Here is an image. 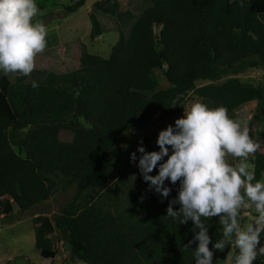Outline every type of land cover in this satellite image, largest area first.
<instances>
[{
    "label": "trees",
    "instance_id": "obj_1",
    "mask_svg": "<svg viewBox=\"0 0 264 264\" xmlns=\"http://www.w3.org/2000/svg\"><path fill=\"white\" fill-rule=\"evenodd\" d=\"M88 0L67 7L74 13ZM90 38L120 32L109 57L92 53L81 39L44 49L36 68L14 85L18 73H0V208L12 217L50 200L57 178L76 185L73 199L54 216L34 218L36 248L53 252L59 231L74 259L86 264H195L184 248L194 224L165 216L178 184L161 202L140 171L114 168L132 150L123 138L157 115L182 107L193 90L210 91V107L224 106L237 117L244 103L258 101L261 117L253 159L264 175V82L246 83L237 75L264 67V1L252 0H98L90 12ZM224 28L227 33L220 32ZM157 70L169 82L162 86ZM38 82L29 99L32 81ZM205 85L198 88L199 84ZM16 87L15 98L11 87ZM81 133L73 151L59 153L60 132ZM147 151L159 150L155 142ZM18 148V150H17ZM141 155V154H140ZM167 159V157H165ZM159 163V162H158ZM158 167L152 175L157 174ZM115 184L109 186L110 180ZM170 184V181H166ZM179 208L180 205L174 206ZM213 243L222 238L219 217L207 218ZM264 240V233H261ZM210 248L212 245H209ZM228 249L220 257L226 259ZM253 264H264V256Z\"/></svg>",
    "mask_w": 264,
    "mask_h": 264
},
{
    "label": "clouds",
    "instance_id": "obj_2",
    "mask_svg": "<svg viewBox=\"0 0 264 264\" xmlns=\"http://www.w3.org/2000/svg\"><path fill=\"white\" fill-rule=\"evenodd\" d=\"M38 13L37 0H0V73L27 77L35 70L36 56L46 48L48 35L47 26L35 19ZM32 87H39L38 82L33 80ZM156 143L159 150L147 151L141 138L130 159L133 163L138 159L144 181L160 194L161 202L169 198L171 185L179 182L165 216L180 225L193 222L195 235L184 248L192 249L198 241L195 264H213L214 250L222 252L228 246L235 248L234 264H253L264 256L260 246L264 180L256 178L247 162L259 145L250 137L246 121L229 115L224 106L195 101L174 125L160 130ZM229 156L239 159L230 162ZM253 207L255 218L242 224V210ZM212 217H219L222 226V238L215 243L209 234L211 224L205 222Z\"/></svg>",
    "mask_w": 264,
    "mask_h": 264
},
{
    "label": "rangeland",
    "instance_id": "obj_3",
    "mask_svg": "<svg viewBox=\"0 0 264 264\" xmlns=\"http://www.w3.org/2000/svg\"><path fill=\"white\" fill-rule=\"evenodd\" d=\"M78 0H37V6L39 13L35 19L42 21L48 28L47 46H58L62 55L65 53V43L81 39L86 44L87 49L96 54H100L104 57H109L112 51L113 45H115L120 39V32L116 30L106 31L102 36L96 37V39L90 38L91 32V20L90 12L93 8V4L98 0H88L86 5L74 13L67 12V7L72 6ZM263 2L264 0H252ZM123 5L127 4V0H121ZM220 32L225 34L227 31L224 28H220ZM45 48V49H46ZM160 76V83L162 86H168L169 82L164 77L161 70H157ZM237 77L246 83L264 82V67L250 69L237 75ZM27 77L19 76L13 77L14 85L24 81ZM28 79V78H27ZM11 87V95L13 98L16 96V87ZM205 85L199 84L198 88ZM37 87L33 88L30 85L29 99L32 100L36 96ZM232 95L243 101L244 103L237 110V117L243 118L249 128L250 137L257 143L255 139V133L257 130L258 121L261 117L258 101H247L246 97L237 89L232 90ZM216 95L210 91L199 92L193 90L184 97L183 105L180 109H176L170 115L163 116L160 114L155 115L152 120L145 123L138 129L128 132L123 138L121 146L130 144L132 150L125 154V156L118 162L114 168V172L122 174L125 170L136 169L140 171L137 164L133 163L130 159V155L133 151H136L141 138L143 139L144 146L153 145L158 138L160 130L166 128L169 124L175 123L177 118L184 115L185 107H190L195 101L215 100ZM82 134L73 132L70 130H61L60 132V144L59 153L73 151L80 144ZM18 150V148H17ZM140 153L137 152L139 158ZM255 153L248 159L250 169L254 170L253 159ZM230 162H237L239 158L229 156ZM58 187L55 189L52 198L40 205L34 207L27 212H21L18 205L15 204V209L12 217L4 218V212L0 208V264H86L84 261L74 259L70 245L62 239V235L59 231L54 234L55 249L53 252H40L36 248L35 239V226L34 218L38 215L54 216L60 212L63 205L70 202L76 193V185H67L64 182L63 177L57 178ZM262 180H264V175ZM115 184V180L112 179L109 182V186ZM254 207L249 209H243L241 213V223L247 224L255 218ZM260 246H264V240L260 236ZM228 249V256L224 260L220 257L223 252L214 250L213 264H234L235 248Z\"/></svg>",
    "mask_w": 264,
    "mask_h": 264
}]
</instances>
